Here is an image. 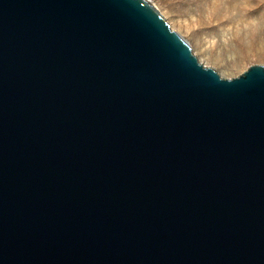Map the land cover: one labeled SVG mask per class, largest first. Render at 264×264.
Instances as JSON below:
<instances>
[{"label":"water","instance_id":"obj_1","mask_svg":"<svg viewBox=\"0 0 264 264\" xmlns=\"http://www.w3.org/2000/svg\"><path fill=\"white\" fill-rule=\"evenodd\" d=\"M0 264H264V67L145 0H0Z\"/></svg>","mask_w":264,"mask_h":264},{"label":"rangeland","instance_id":"obj_2","mask_svg":"<svg viewBox=\"0 0 264 264\" xmlns=\"http://www.w3.org/2000/svg\"><path fill=\"white\" fill-rule=\"evenodd\" d=\"M148 1L197 60L221 78L264 67V0Z\"/></svg>","mask_w":264,"mask_h":264},{"label":"bare ground","instance_id":"obj_3","mask_svg":"<svg viewBox=\"0 0 264 264\" xmlns=\"http://www.w3.org/2000/svg\"><path fill=\"white\" fill-rule=\"evenodd\" d=\"M148 4H150L151 5V3L148 1V0H145ZM152 6V5H151ZM153 7V6H152ZM210 59V58H209ZM211 61H212V63H215L216 62V59L215 58H213V57H211Z\"/></svg>","mask_w":264,"mask_h":264}]
</instances>
